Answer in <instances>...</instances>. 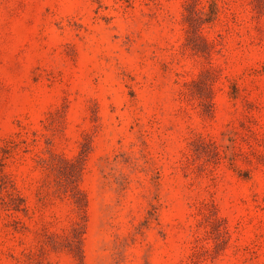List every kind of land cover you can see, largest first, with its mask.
<instances>
[{
	"label": "rangeland",
	"instance_id": "1",
	"mask_svg": "<svg viewBox=\"0 0 264 264\" xmlns=\"http://www.w3.org/2000/svg\"><path fill=\"white\" fill-rule=\"evenodd\" d=\"M0 163V264H264V0H0Z\"/></svg>",
	"mask_w": 264,
	"mask_h": 264
},
{
	"label": "trees",
	"instance_id": "2",
	"mask_svg": "<svg viewBox=\"0 0 264 264\" xmlns=\"http://www.w3.org/2000/svg\"><path fill=\"white\" fill-rule=\"evenodd\" d=\"M5 149H3V151H4ZM3 165V163H0V166H2Z\"/></svg>",
	"mask_w": 264,
	"mask_h": 264
}]
</instances>
